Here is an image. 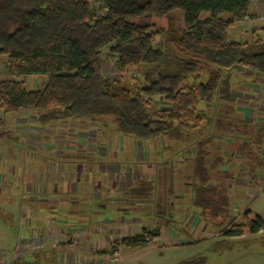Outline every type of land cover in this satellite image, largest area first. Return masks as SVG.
Listing matches in <instances>:
<instances>
[{"label": "trees", "instance_id": "16d2710c", "mask_svg": "<svg viewBox=\"0 0 264 264\" xmlns=\"http://www.w3.org/2000/svg\"><path fill=\"white\" fill-rule=\"evenodd\" d=\"M91 1L0 0V57L8 58V71L14 76L0 80V109L34 110L44 126L71 119L105 118L117 132L137 141L163 138L166 150L194 142L187 177L191 206L205 221L228 220L230 199L224 181L230 176L223 171V155L210 151L213 143L229 138H243V153L259 148H250L246 133L240 132L238 123L246 126L250 122H234L230 117L235 113L236 96L224 77V72L237 69L264 78V37L252 43L228 39L229 28L248 16L253 0H96L101 10L107 9L102 16L93 11ZM173 11L183 13L186 30L178 38L157 45L156 38L166 31L155 19L173 20ZM202 13H209L211 18L201 20ZM224 14L226 21L220 17ZM262 31L264 34V28ZM107 48L123 71L146 67L145 84L135 93L103 75L102 54ZM205 66L206 79L200 80L199 71ZM33 74L48 76L42 89L30 90L20 79ZM157 97L170 106L150 111V103ZM202 104L204 112L199 110ZM216 107L214 119L219 131L201 132ZM263 129L257 128V141L263 142L259 135ZM11 135L0 120V140ZM181 153L184 156V149ZM173 170L170 166L157 181L139 182L127 189L125 203L139 204L142 210L148 209L167 222L173 220L174 203L171 205L168 197L154 198L156 186H165L163 192L175 196ZM242 221L228 224L225 237H240L244 231L257 234L264 227L261 217L251 219L247 212ZM158 235L159 229L143 231L122 242L137 250L149 237ZM47 252L38 251L35 257Z\"/></svg>", "mask_w": 264, "mask_h": 264}, {"label": "rangeland", "instance_id": "374dc122", "mask_svg": "<svg viewBox=\"0 0 264 264\" xmlns=\"http://www.w3.org/2000/svg\"><path fill=\"white\" fill-rule=\"evenodd\" d=\"M91 7L96 14H101L96 0L91 1ZM182 14L173 11L170 15L173 20L170 21L155 19L166 31L156 38L157 45L164 40L178 38L186 30ZM222 18L227 19L226 14ZM233 32L230 28L229 41L252 43L260 38L249 35L245 40L234 39ZM102 58L103 75L110 82L120 81L134 93L138 86L145 84L146 67L121 70L117 57L110 54L109 48L103 52ZM206 70L207 67L199 71L200 80L206 79ZM13 77L8 71V58L1 56L0 80ZM224 77L234 85L236 96L233 108L235 110L236 106L237 111L230 117L235 118L234 122L244 116L251 120V125L238 123L240 132L246 133L250 148L259 147L254 152L243 150L246 152L243 153L240 142L243 138L237 141L229 138L224 143L218 140L211 145L213 155H223V171L230 176L224 181L230 199V216L224 221L222 218L205 221L201 219L199 210L191 206L187 177L191 172L194 142L193 145L189 142L188 145L177 146L179 163L174 166L170 162L175 158L176 146H172L174 151L165 150L167 141L164 139L154 145V150H161L164 155L159 156L158 161L172 166L177 180L175 196L164 193L165 186H156L154 198L168 197L170 204L174 203L171 208L173 220L167 222L148 209L142 210L139 204L125 203L124 195L118 194L140 178V172H147L151 166L148 164L153 161L147 147L140 142L135 143L133 154L128 151L119 157L125 146L124 138L119 136L110 120L71 119L44 126L38 122L39 113L34 110L5 112L0 109L4 130L12 134L11 138L0 140V250L6 252L8 260L23 242L33 237H44L40 244L42 250L48 252L37 258L36 252L41 250H26L27 261L96 264L114 258L117 251L119 264H193L189 263L191 261L196 264H264V227L253 235L248 231L240 237L224 235L228 224L243 222L246 212L249 218L259 216L264 222V129L259 132L263 142L256 138L257 128H264V78L240 74L237 69L224 72ZM20 79L30 90H40L48 76L33 74ZM169 106L165 99L157 97L150 103L149 110ZM218 109L216 107L209 113L201 132L212 134V131H219L214 119ZM199 110L204 112L203 104ZM221 132L226 133L225 130ZM125 138L133 140L129 136ZM181 149L185 151L184 156L180 154ZM128 157H133L136 164H127ZM156 169L151 174L157 181L162 168ZM49 184L48 191L53 190L54 195L59 196L43 202L35 194L45 190ZM20 188L30 189L33 200L30 195L21 199ZM106 191L111 195H107L111 197L109 202L104 200ZM45 196L48 197L47 194ZM93 199L100 201L93 203ZM156 229H159V235L149 237L137 250L127 248L122 242L134 234L156 232ZM42 234L45 236H39ZM51 250L54 253L51 254Z\"/></svg>", "mask_w": 264, "mask_h": 264}, {"label": "crops", "instance_id": "0c3cea01", "mask_svg": "<svg viewBox=\"0 0 264 264\" xmlns=\"http://www.w3.org/2000/svg\"><path fill=\"white\" fill-rule=\"evenodd\" d=\"M183 15V14H182ZM222 16H225V14L224 15H221L220 17H221V19H223L222 18ZM227 16V15H226ZM183 18H184V16H183ZM209 18H211V16H210V14L209 13H202L201 15H200V19L201 20H206V19H209ZM227 18H228V16H227ZM223 20H226V19H223ZM232 30H234V32H233V38L234 39H239V40H245L246 39V37H248L249 35H251L252 37H260V38H263L264 37V34H263V28H264V0H253L252 2H251V4H250V7H249V14H248V16L247 17H245L243 20H241V21H236V22H234V25L232 26V27H230ZM229 28V29H230ZM230 35H231V32H230ZM228 39H229V30H228ZM237 42V41H236ZM240 43H244V42H242V41H240ZM239 71V70H238ZM240 72V74H251V75H253L252 73H250V72H248V71H239ZM229 80V79H228ZM230 81V80H229ZM230 83H231V85H232V90H234L233 89V84H232V82L230 81ZM235 110L237 111V108H236V106H235ZM234 110V111H235ZM238 114V113H237ZM241 119H245V120H247V121H249V122H251V120L249 119V118H247V117H245L244 116V118L242 117ZM118 134H119V136L120 137H122V138H124V143H125V146H124V148L121 150V152H120V155H119V157L120 156H122V154H126V152L128 153V151L131 153V154H133L134 153V148H135V143L136 142H140L142 145H145L146 147H147V149L149 150V155L151 156L150 157V159L154 162H152L151 164H148V165H151L150 167H149V169L147 170V172H145V170H143V172H140L141 173V177L140 178H138L137 180H135L133 183H131V184H129V185H127L124 189H122L118 194H123L124 195V193H125V191H127V189H129L130 187H132L133 185H135V184H137V183H139V182H143V181H149V180H153L154 182H155V180H156V177L155 176H153L151 173L152 172H154L155 171V169L156 168H162V175H164L166 172H165V170L163 169V167L164 168H166V169H169V166L168 165H164L163 163V165L161 164V162H159L158 161V158H159V156H164L163 155V153L162 152H160L161 150H159V151H157V150H154L155 149V147H154V145H155V143H158L160 140H162L163 138H156V139H153V140H146V141H137V140H135L134 138H133V140H126V138L125 137H127V136H125V135H121L119 132H118ZM158 146V145H157ZM173 146V145H172ZM160 148V147H159ZM158 148V149H159ZM164 148H165V146H164ZM173 149V150H172ZM166 150V149H165ZM168 150H172V151H174V148H171V149H168ZM175 155H174V157L175 158H173V160L170 162V165H175V164H178L179 162H178V160H177V157H179L178 156V148L176 147L175 148ZM166 155V154H165ZM118 157V156H117ZM129 159H128V161L129 162H127V164L128 163H130V164H136V160H134V158L133 157H128ZM154 159H155V161H154ZM168 159H165V161H167ZM160 164H161V166H160ZM138 165V164H137ZM154 165V166H153ZM157 170V169H156ZM18 171H20V170H17V172ZM151 175V176H150ZM50 179V178H49ZM52 180H54V178L52 179ZM50 181V180H49ZM46 182H47V180H46ZM50 184H51V182H50ZM49 184V186L47 187V188H45V190H42V191H40L38 194L36 193L35 195H37V196H40L41 198V200L44 202V201H46V200H48V199H50V198H57L58 196H55L54 194H56L55 193V191H48V189L50 188V185ZM23 187H24V184H21ZM103 185V184H102ZM105 188H108L105 184L103 185ZM28 187V186H27ZM0 190H2V189H0ZM107 190V189H106ZM48 192V193H47ZM33 192L30 190V189H25V188H20V194H19V196H20V198L22 199V198H24V197H26V196H28V195H30L31 196V200H33V194H32ZM47 194V196L48 197H46L45 195ZM32 194V195H31ZM93 194V193H92ZM103 194V193H102ZM104 195V194H103ZM106 195V196H105ZM105 199L104 200H106L107 202H109V199H111V197H107V195H109L108 193H107V191H106V193H105ZM63 196V195H62ZM109 196H111V195H109ZM124 197H125V195H124ZM103 198V197H102ZM101 199V198H100ZM100 199H98V200H94L93 199V203H95V202H99L100 201ZM125 199V198H124ZM102 200V199H101ZM125 201V200H124ZM102 202H103V200H102ZM118 212H121V209H118ZM152 214V213H151Z\"/></svg>", "mask_w": 264, "mask_h": 264}, {"label": "built area", "instance_id": "2783aa9c", "mask_svg": "<svg viewBox=\"0 0 264 264\" xmlns=\"http://www.w3.org/2000/svg\"><path fill=\"white\" fill-rule=\"evenodd\" d=\"M107 11V9H103L101 10V16L104 15V13ZM49 234H46V236H48ZM39 236H45L44 234L39 235ZM42 238L44 237H38V238H31L25 242H23L22 244L19 245V247H17L15 249V253L12 256L11 260H8V256L6 254V252H4L3 250H0V264H74V263H68L65 261H60L58 263H44V262H40V261H35V262H29L27 261V256L28 254L26 253V250L29 249H33L34 251L37 250H42L43 247L40 244L42 241ZM49 240H51V236L49 238ZM43 242V241H42ZM118 253L117 251L114 254V258L110 259V260H106V261H102V262H97L96 264H119V260L117 259Z\"/></svg>", "mask_w": 264, "mask_h": 264}]
</instances>
